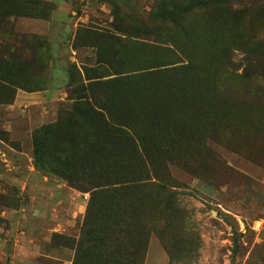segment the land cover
Returning a JSON list of instances; mask_svg holds the SVG:
<instances>
[{
    "label": "rangeland",
    "instance_id": "obj_1",
    "mask_svg": "<svg viewBox=\"0 0 264 264\" xmlns=\"http://www.w3.org/2000/svg\"><path fill=\"white\" fill-rule=\"evenodd\" d=\"M12 3L0 264H264V2Z\"/></svg>",
    "mask_w": 264,
    "mask_h": 264
},
{
    "label": "trees",
    "instance_id": "obj_2",
    "mask_svg": "<svg viewBox=\"0 0 264 264\" xmlns=\"http://www.w3.org/2000/svg\"><path fill=\"white\" fill-rule=\"evenodd\" d=\"M13 0H0V12L1 11H5L8 10L9 15L13 16V17H20L21 14H19V12H16V10L14 12H12V3ZM177 2H175V0H157V6L159 8V11H166L170 5L171 8L174 11L179 10V8L183 5L184 7H188L191 6L192 8H195L194 4L196 3V0H188L186 2V4L183 3H179V1L181 0H177ZM262 2H264V0H260ZM264 4V3H263ZM12 13V14H10ZM6 26L5 23V19L4 18H0V30ZM29 45V41L27 42V40H25L22 37H18V36H13L12 38H10L9 40L0 43V79L1 80H7L9 74L11 73L10 69L13 66H19L20 68L23 69H27V66L29 65L27 59H26V53L25 48L26 46ZM257 65L262 66L263 64L260 61L256 62ZM13 70V69H12ZM13 72V71H12ZM93 199L90 200V204H92ZM126 261H129L128 259H126ZM136 262H138V259L135 260V264ZM129 264H134V263H130Z\"/></svg>",
    "mask_w": 264,
    "mask_h": 264
}]
</instances>
